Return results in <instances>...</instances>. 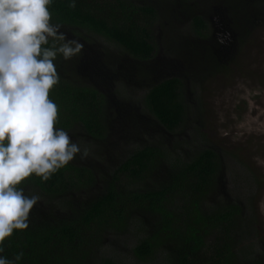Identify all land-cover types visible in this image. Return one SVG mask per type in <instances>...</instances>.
<instances>
[{
	"label": "trees",
	"instance_id": "1",
	"mask_svg": "<svg viewBox=\"0 0 264 264\" xmlns=\"http://www.w3.org/2000/svg\"><path fill=\"white\" fill-rule=\"evenodd\" d=\"M48 8L65 34L102 43L108 69L117 66L111 56L128 58L129 78L116 81L114 107L57 55L54 127L76 132L102 166L77 154L46 181L25 178L17 187L40 200L0 255L13 264H264L260 176L212 142L199 99L222 69L213 18L242 42L264 20V0H52ZM161 44L175 63L159 56ZM50 46L51 38L42 47Z\"/></svg>",
	"mask_w": 264,
	"mask_h": 264
},
{
	"label": "clouds",
	"instance_id": "2",
	"mask_svg": "<svg viewBox=\"0 0 264 264\" xmlns=\"http://www.w3.org/2000/svg\"><path fill=\"white\" fill-rule=\"evenodd\" d=\"M51 2L0 0V242L28 227L29 212L40 200L17 187L25 178L46 181L77 154L91 153L89 145L54 127L58 108L49 90L58 82L55 60L58 54L71 58L83 44L67 39L61 25L51 22ZM68 3L75 7L76 0ZM50 38L52 46L42 47ZM0 264L13 262L0 255Z\"/></svg>",
	"mask_w": 264,
	"mask_h": 264
},
{
	"label": "rangeland",
	"instance_id": "3",
	"mask_svg": "<svg viewBox=\"0 0 264 264\" xmlns=\"http://www.w3.org/2000/svg\"><path fill=\"white\" fill-rule=\"evenodd\" d=\"M222 18L218 15L213 18L214 35L219 42L223 39L225 31L222 26L225 19ZM253 22V29L248 35L243 36L242 42L236 43L234 38L232 42L227 40L228 46L232 44L227 48L226 44L223 46L222 40L224 51L216 49L222 69L199 87L202 111L200 123L206 128L212 142L221 148L224 154L227 151L235 152L260 176L256 208L264 239V20L261 17ZM60 31L69 39H75L73 38L76 36L75 33L65 34L63 27H60ZM160 35L161 30L158 32V36ZM95 43L102 47L101 42ZM165 55L172 62L178 59L168 55L166 48L161 44L159 56ZM77 61L78 63L82 61L80 56ZM175 71L178 69H170L169 73ZM89 76H92V73L86 69L78 72V77L83 82L84 78ZM93 80L96 78L93 77ZM93 80L89 79L86 84L94 85ZM113 89H110V96H113ZM188 94L191 106L196 107L195 94L193 91H189ZM69 135L75 141L76 132L71 131ZM95 158L94 162L101 167L99 157ZM86 160L91 161V158L87 156L81 159L82 163Z\"/></svg>",
	"mask_w": 264,
	"mask_h": 264
},
{
	"label": "flooded vegetation",
	"instance_id": "4",
	"mask_svg": "<svg viewBox=\"0 0 264 264\" xmlns=\"http://www.w3.org/2000/svg\"><path fill=\"white\" fill-rule=\"evenodd\" d=\"M73 38H75V40L80 41L83 44V47L79 53L69 58V67L67 68L68 71L72 73L73 71H75L77 75H78V72H81L82 70H85V69L87 71H90L92 73V76L84 78V80L88 81L89 79L93 80V77L96 78L95 81L93 80L94 85H91V84H88V85H91L94 88H97L100 92L106 94L107 97L109 98L108 101L110 102L111 106H114L116 103L114 99L113 100L110 99L112 97L110 96L111 95L110 89L114 88L113 90H115V88L117 87V84H116L117 80H120L121 78L122 79L123 78L126 79L127 77L129 78L128 73H127L128 69L125 67V64H124L128 62V58L126 59V57L118 53L113 56L110 55L112 58V61L117 63V66L111 69H108L109 68L107 66L108 63L105 64L101 62L102 60L103 62L104 60L106 61V59H104V56H103L104 51L98 46L97 43H95L96 41L95 42L87 41L83 39L82 37H79L77 34ZM96 45L98 47H96ZM97 50L101 51L100 52L101 56L100 54L97 55L96 53ZM78 55L81 57V60H82L79 63L77 61L79 57ZM118 109L119 108H117L116 110ZM116 110H110V111L113 112ZM91 161H94V160H91Z\"/></svg>",
	"mask_w": 264,
	"mask_h": 264
},
{
	"label": "water",
	"instance_id": "5",
	"mask_svg": "<svg viewBox=\"0 0 264 264\" xmlns=\"http://www.w3.org/2000/svg\"><path fill=\"white\" fill-rule=\"evenodd\" d=\"M221 25H222V23H221ZM224 36V37H223ZM222 37L224 38V40L223 41H230V42H232L233 40L231 39V36L229 35V33H227L226 31H224V34L222 35ZM225 42H224V44H223V46L225 47ZM229 46H232V44H229ZM227 44H226V47L228 48L229 47ZM220 49L222 50V49H224L223 47H220Z\"/></svg>",
	"mask_w": 264,
	"mask_h": 264
}]
</instances>
